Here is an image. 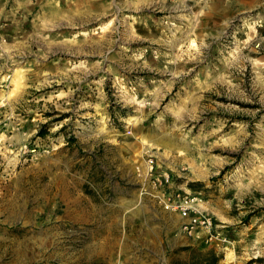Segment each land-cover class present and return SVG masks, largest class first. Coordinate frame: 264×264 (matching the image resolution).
I'll use <instances>...</instances> for the list:
<instances>
[{
    "label": "rangeland",
    "instance_id": "rangeland-1",
    "mask_svg": "<svg viewBox=\"0 0 264 264\" xmlns=\"http://www.w3.org/2000/svg\"><path fill=\"white\" fill-rule=\"evenodd\" d=\"M0 264H264V0H0Z\"/></svg>",
    "mask_w": 264,
    "mask_h": 264
},
{
    "label": "built area",
    "instance_id": "built-area-1",
    "mask_svg": "<svg viewBox=\"0 0 264 264\" xmlns=\"http://www.w3.org/2000/svg\"><path fill=\"white\" fill-rule=\"evenodd\" d=\"M155 155L148 154L143 159V162L137 166L141 167L145 176H150L152 183L156 185L163 184L165 189L170 183L168 173H165L160 178L153 177L155 167ZM161 181L163 183H161ZM164 189V190H165ZM165 196V192L162 193ZM202 196L200 192L188 191L186 194L180 195L179 193L168 194L164 200V207L170 211L177 212L182 223L181 229L187 234H195L199 231L209 232L216 226L214 218L201 208Z\"/></svg>",
    "mask_w": 264,
    "mask_h": 264
}]
</instances>
